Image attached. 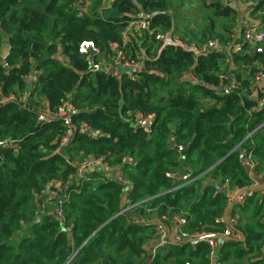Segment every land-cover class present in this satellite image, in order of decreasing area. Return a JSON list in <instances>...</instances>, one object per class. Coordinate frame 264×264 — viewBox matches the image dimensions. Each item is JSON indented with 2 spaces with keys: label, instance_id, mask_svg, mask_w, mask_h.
Segmentation results:
<instances>
[{
  "label": "trees",
  "instance_id": "obj_1",
  "mask_svg": "<svg viewBox=\"0 0 264 264\" xmlns=\"http://www.w3.org/2000/svg\"><path fill=\"white\" fill-rule=\"evenodd\" d=\"M224 2L205 0L202 25L178 37L187 46L219 45L198 54L156 40L159 33L176 38L172 0H0V57L8 46L0 65V141L17 146L0 147V264H211L206 242L181 240L151 253L157 222L139 217L155 213L169 227L183 216L184 232L221 235L230 193L264 185V106L253 90L264 56H252L264 45L240 41V50L226 49L237 15ZM258 3L254 13L264 8ZM138 13L151 29L126 49L130 57L145 53L144 71L93 72L80 44L93 42L109 60ZM66 100L77 110L75 127L87 124L102 135L74 132L63 144L61 120L38 121ZM139 116L154 117L150 135L136 126ZM249 152L254 173L244 163ZM91 157H105L123 181L99 182V169L80 192L43 208L37 197L47 183L65 185L74 178L69 161ZM189 171L195 181L180 189L166 176ZM124 186L141 203L136 213L120 214ZM263 192L232 205L229 216L239 214L232 231L245 241L216 239L217 264H264Z\"/></svg>",
  "mask_w": 264,
  "mask_h": 264
},
{
  "label": "built area",
  "instance_id": "obj_2",
  "mask_svg": "<svg viewBox=\"0 0 264 264\" xmlns=\"http://www.w3.org/2000/svg\"><path fill=\"white\" fill-rule=\"evenodd\" d=\"M111 0H105V5H108ZM227 0H225L226 2ZM80 8L83 6L82 11L86 12L87 4L84 1H79ZM84 13L81 12V15ZM150 21L142 14L138 13L136 18L129 22L127 28L123 33V44L122 45H114L113 46V56L108 60L102 58L99 49L96 45L91 41H84L79 46V53L83 55L87 60H89L91 69L93 72H101V73H111L113 71L118 70H127L134 73L135 71H144V55H136L135 57H130L128 55V51L126 49L127 44L131 41L132 38H139L145 32L150 31ZM139 35V36H138ZM136 36V37H134ZM156 40L164 43H173L176 45H180L183 47H191L193 48L196 53H204L209 49H218L219 45L216 41H209L200 46H187L185 43L181 42V40L176 36L173 38L172 36H165L162 33L156 35ZM246 43L250 45L252 48H255L257 45L264 42V17L259 20L258 24H251L246 25L245 27L241 28L240 30L236 29L232 32L230 40L227 43L226 49L231 51V49H236L239 45V42ZM237 50V49H236ZM97 57H101L100 60H97ZM98 61V62H97ZM7 66V65H5ZM119 72V71H117ZM253 90L255 92L258 91L261 95V105L264 106V72L259 70L256 74L255 83L253 86ZM232 91L231 87H226L224 89L225 94H228ZM15 97L11 96L10 98L6 99L13 100ZM77 113L76 108L71 104L70 101L66 100L61 103V106L58 110L54 113L46 112L45 114H41L38 117V121H51L54 119H59L62 121L63 125L67 128L66 135L62 141L65 144L70 137L73 135L74 132H78L80 134H86L92 138H97L102 135V133L98 130L93 129L87 124H80L79 126L75 127L72 123V117L74 114ZM153 116L143 117L139 116L136 119V126L142 128L146 134L150 135L152 132L153 126ZM0 147L5 149H14L17 146L13 142L9 141H0ZM178 153V160H183V153L184 147L182 145H178L176 147ZM123 162L131 163L133 159L131 157H125ZM244 163L247 167H249V171L254 173L255 171V163H254V155L252 152H249L244 159ZM69 164L74 168V178L68 180L65 185H62L60 182L56 180H51L47 183L45 188L38 194L37 200L43 204V208H45L46 204L50 201H62L64 199L69 198L73 193L80 192L79 188L85 182L94 181L97 179H92L90 174L94 171L99 169L103 170V175L100 177L99 182H109L113 179L123 181L122 176L110 165L105 157L99 158H88L83 161H74L70 162ZM170 178L174 184L178 183L175 186V189H180L184 186L192 184L195 179L192 173L185 172L182 174L177 173H168L166 175ZM77 183V186H76ZM258 183H255L253 186H258ZM76 186V187H75ZM251 186V187H253ZM249 187V188H251ZM247 189V188H246ZM128 190L129 187L124 186L122 193H121V203H122V211L120 214L125 212H132L136 213L137 209L141 205V203H133L128 198ZM255 192V191H254ZM254 192H246L245 189H237L230 193V203L232 199L236 197V202L232 203L241 205L243 204L248 198H251ZM264 194V192H263ZM232 207V206H231ZM149 213H153L154 210H148ZM56 215L58 217H62V209L57 211ZM141 223H148L149 220L156 221V236L157 240L155 243V250L162 249L167 247L169 242L177 243L181 240L190 243L192 247H195L200 242H206L210 248L209 258L211 260V264L216 263V255L219 251V243L216 239L224 238H236L234 237V232L232 229L238 223L239 214L237 213L234 216H228L227 219L222 218L221 222L227 224V229L221 235H208L205 233H187L183 231L184 226L186 225L187 221L183 216L173 217L169 220L171 226H166L163 221H161L160 217H156L155 213L151 215L149 218H142L139 217ZM163 220H167L166 217H163ZM220 222V220H217ZM67 232H71V227L66 228ZM225 241V240H224ZM190 264V263H186Z\"/></svg>",
  "mask_w": 264,
  "mask_h": 264
},
{
  "label": "crops",
  "instance_id": "obj_3",
  "mask_svg": "<svg viewBox=\"0 0 264 264\" xmlns=\"http://www.w3.org/2000/svg\"><path fill=\"white\" fill-rule=\"evenodd\" d=\"M258 2L259 0H227L226 2H224L225 5L231 7L233 10L236 11V15H237L235 19L236 22H235L232 32L235 31L236 29L240 30L246 25L259 23V20L264 17V8L256 13H254L253 8H252V7H256L259 4ZM186 4L188 5L187 7H189L187 8L188 12L189 13L195 12L197 16L196 20L201 21L202 19L201 16L206 11L205 0H186ZM197 24L198 23L194 22L193 28H197L199 26ZM217 31H219V29H217ZM177 37H180V36H177ZM236 49L238 51L240 50V47L238 46ZM126 71L127 70L121 71L117 69L116 73H121V72H126ZM228 216H229V213H228ZM234 237L239 238V236H234Z\"/></svg>",
  "mask_w": 264,
  "mask_h": 264
},
{
  "label": "rangeland",
  "instance_id": "obj_4",
  "mask_svg": "<svg viewBox=\"0 0 264 264\" xmlns=\"http://www.w3.org/2000/svg\"><path fill=\"white\" fill-rule=\"evenodd\" d=\"M173 5L171 8V12L174 15L175 25L177 27V36L187 35L189 33V28L194 27V22L198 23L197 25H202V19L196 20L197 16L195 12H188L189 7L186 4V0H172ZM220 21V20H219ZM224 21H220L219 24ZM264 45V42L263 44ZM264 49V47H261Z\"/></svg>",
  "mask_w": 264,
  "mask_h": 264
},
{
  "label": "water",
  "instance_id": "obj_5",
  "mask_svg": "<svg viewBox=\"0 0 264 264\" xmlns=\"http://www.w3.org/2000/svg\"><path fill=\"white\" fill-rule=\"evenodd\" d=\"M263 55L264 56V49L263 48H258L255 50V52L252 54V56H257V55ZM8 55V46L5 47V51L3 53V55L0 57V65L3 63V61L5 60L6 56ZM189 79H192L190 77V74L188 75ZM11 152V150H9ZM256 190H264V185H258V186H253L251 188H247L245 189L246 192H254ZM236 202V197H234L232 199V202L228 205L226 211H225V214H224V219H227L228 217V213H229V210L232 206V203ZM237 235L239 236V238H224L225 241H234V240H240L241 242H244L245 241V237L244 235L241 233V232H237ZM169 244H174L172 243L171 241L169 242ZM187 244H190V243H187ZM151 253H153L155 251V245L152 246V248L150 249ZM75 255L73 254L72 258H74ZM153 257V255H150L149 257V260H151ZM69 264V263H67Z\"/></svg>",
  "mask_w": 264,
  "mask_h": 264
}]
</instances>
